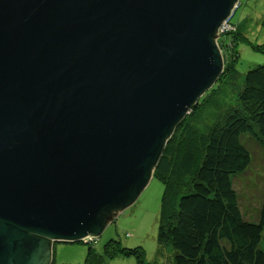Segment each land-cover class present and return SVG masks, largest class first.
Returning <instances> with one entry per match:
<instances>
[{
	"label": "water",
	"instance_id": "95a60500",
	"mask_svg": "<svg viewBox=\"0 0 264 264\" xmlns=\"http://www.w3.org/2000/svg\"><path fill=\"white\" fill-rule=\"evenodd\" d=\"M238 0H0V264H50L136 202L224 72Z\"/></svg>",
	"mask_w": 264,
	"mask_h": 264
},
{
	"label": "trees",
	"instance_id": "16d2710c",
	"mask_svg": "<svg viewBox=\"0 0 264 264\" xmlns=\"http://www.w3.org/2000/svg\"><path fill=\"white\" fill-rule=\"evenodd\" d=\"M229 23L236 26L231 19ZM234 41L229 35L218 39L225 60L218 82L228 76L234 84L229 102L211 99L216 112L209 116H201L209 99L199 102L191 120H184L166 144L155 170L164 184L159 251L168 247L175 264H264V197L259 222H250L243 217L233 184V178L252 164L242 136L249 135L264 150V65L244 76L231 71ZM222 91L227 98V90ZM85 242L91 244L83 264H106V256L117 253L136 255L138 264H152L141 248L121 247L114 239L102 254L94 247L99 240Z\"/></svg>",
	"mask_w": 264,
	"mask_h": 264
},
{
	"label": "rangeland",
	"instance_id": "374dc122",
	"mask_svg": "<svg viewBox=\"0 0 264 264\" xmlns=\"http://www.w3.org/2000/svg\"><path fill=\"white\" fill-rule=\"evenodd\" d=\"M230 18L232 24L236 26L227 27L224 34L233 37L236 45V61L231 62V71L239 76H244L250 69L264 65V0H238V7ZM233 85L228 76L222 81H217L200 98L199 102L201 103H205L209 99L203 105L201 116H209V113L216 112L211 107V99L222 98V101L228 103ZM229 87L230 89H228ZM222 89L227 90V98L223 95ZM211 108L212 111H210ZM190 120L191 112L185 121L189 122ZM242 143L251 154L252 164L245 173L238 174L233 178V184L239 195L243 217L255 223L259 222L264 197V150L249 135L242 136ZM163 192L164 184L154 176L136 202L122 211L96 239L99 242L94 246L95 250L99 254L104 253L106 243L114 239L121 247L141 248L145 253L147 263L175 264L171 250L166 247L159 251L161 247L157 240ZM89 246L90 244L84 241L56 242L53 245L50 264H83ZM261 248L264 249V235ZM105 263L138 264L136 255L122 253L106 256Z\"/></svg>",
	"mask_w": 264,
	"mask_h": 264
},
{
	"label": "built area",
	"instance_id": "2783aa9c",
	"mask_svg": "<svg viewBox=\"0 0 264 264\" xmlns=\"http://www.w3.org/2000/svg\"><path fill=\"white\" fill-rule=\"evenodd\" d=\"M227 27H228V28L232 27V26L230 25L229 21H226V22L222 25V27L219 29V32H218V39H219V37H220L221 35H225V34H224V30H226ZM218 39H217V44H218ZM218 46H219V45H218ZM220 49H221V48H220ZM92 240H93V239H91V241H92Z\"/></svg>",
	"mask_w": 264,
	"mask_h": 264
},
{
	"label": "bare ground",
	"instance_id": "6f19581e",
	"mask_svg": "<svg viewBox=\"0 0 264 264\" xmlns=\"http://www.w3.org/2000/svg\"><path fill=\"white\" fill-rule=\"evenodd\" d=\"M223 55V54H222ZM223 59H224V56H223ZM224 67H225V62H224ZM91 244V243H90Z\"/></svg>",
	"mask_w": 264,
	"mask_h": 264
}]
</instances>
